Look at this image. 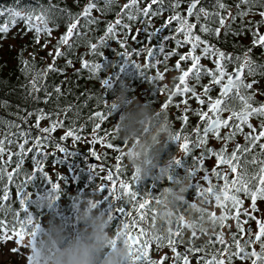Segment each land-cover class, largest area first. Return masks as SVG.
I'll list each match as a JSON object with an SVG mask.
<instances>
[{
    "label": "snow or ice",
    "instance_id": "obj_1",
    "mask_svg": "<svg viewBox=\"0 0 264 264\" xmlns=\"http://www.w3.org/2000/svg\"><path fill=\"white\" fill-rule=\"evenodd\" d=\"M114 0H105L103 10H108ZM185 0H170L168 8L171 9V14L163 19V23L158 28L149 30L151 28V21L160 13L166 11L164 0H148L143 7H140L138 0H127V2L120 6L119 11L116 13L114 20L107 22L103 28V34L96 38L95 43L86 42L87 51L89 56L101 57L102 51L100 48H105L108 41H115L123 52L116 54L123 57L127 63H132L138 71L143 75V70L158 68L159 65L164 64V72L169 70L167 60L174 54L178 57L174 62V69L178 75L174 77L176 83L167 90L166 84L158 85L160 93L166 94L160 104L161 110L166 108L173 102L176 95L181 97L179 105H186L189 98H194L198 105H205L206 108H197L194 114L198 116L199 122H202V127H193L191 133L194 134L195 140L190 139L188 133H182L188 116L185 114L189 111L184 107L178 117H176L180 124L179 129L174 131L171 137L172 142L178 145L179 149L187 157L192 150V147L200 148L199 156L192 155V164H186V175L190 178V187L194 191L193 199L189 200L187 197L186 202H195L198 198L204 202L209 199L213 202V208H219V215L215 211H209V216L213 222L221 229L229 228L226 221L230 218L234 224L236 231L229 230L227 232L231 243L225 239L224 231H213L211 235L215 239L206 241L208 245H220L223 248L221 251L217 248L216 252H205L204 246L196 247L193 244V238L196 237L197 232L190 231L187 239V246L183 251H178V245L184 244L183 230L186 226L183 218L177 220L176 227L168 230V235L162 236L159 234H152L148 231L147 225L149 218L151 223H155V210L151 207L153 200L157 195H152L145 191L138 193L132 185L137 181L136 174L131 173V180L128 181L122 178L123 166L121 158L123 153L121 151L122 145L113 143L116 139L115 127L109 128L104 131L103 135L98 134L101 128L99 121H105L109 115L108 112L93 111L88 117L92 123V131L90 139L87 140L88 144L101 145L102 147L115 152V163L107 170L101 178L102 182L97 184V188L107 186L112 195L113 200L127 201L130 207L120 206L116 207L119 213L117 232L123 235L125 242L129 247L131 258L134 264H163L168 260L166 255H159L154 259L150 256V246L154 245L155 250L159 251L163 247L171 250L172 258L169 264H190L192 256L195 257L196 264H235V261L245 262L248 264H264V212H260L257 216L254 213L259 212L258 201L264 202V101H257L255 99L258 89L253 85L257 83L254 76H264V72L259 69L264 68V63L257 64L251 57L253 47H259L264 50V31L260 30V26H264V0H239L236 5L238 11L236 16L241 19L240 29L234 32V35H239L245 30L243 23L244 16L251 11L257 3L261 10L258 15L260 19L253 25L249 22L247 31L250 34V45L244 49L242 54L233 56L230 52L221 50L216 44L211 43L208 39L202 38L204 35L219 38L221 26L225 27L227 34L230 27L226 25V19L235 20L236 16L229 14L228 17L221 14L220 10H226L228 5L223 0H215L213 10L209 11L206 7L202 6L201 0H186V7L180 8V5ZM245 7L240 10V5ZM155 6V8L153 7ZM57 9V5L49 3L47 6L40 5L37 9L29 11L8 9L10 18L14 21L17 17L23 19L25 29H31L34 32V41L39 42L43 34V48L49 43L51 32L57 27L56 21L52 13ZM92 10L102 14V9L93 0H87L82 9L73 13L67 7L60 8L59 13L67 16L70 22L65 23V30L55 39L52 50L48 55L51 56L52 61H56L58 57H66L69 52L74 51V37H81L84 35L80 32L79 21H85L84 27L87 30L89 26H95L99 23L100 17H93ZM130 22H135L138 19L144 25L142 29H137V33L143 31L145 33V40L151 41L154 36L159 35L161 30L168 28V34L162 35L158 43L149 46L145 41L140 42V46L133 49L130 53L127 51L126 38L129 35L125 29H130V24L124 22V18ZM203 18V22H202ZM215 18L216 27H212L210 21ZM51 22V27L49 23ZM174 23V29L172 25ZM118 30L121 35L118 36ZM8 31V23L0 24V33ZM132 39H136V34L132 33ZM171 40L176 46L187 45L185 52H178L177 47H172L170 50L166 49V42ZM61 45L64 46L62 51ZM140 56L143 54L144 63H136L130 61L132 54ZM30 55H32L30 53ZM163 57V60L157 59ZM209 59L214 67L209 68L201 63V58ZM182 62H187L186 67H182ZM22 71L25 76L29 71L32 72V79L28 81L29 95H32L34 90L37 89V79L43 84V77L49 71L62 72L63 68H57L53 63H49L43 71L37 72L34 67L30 68L27 59H21ZM65 63L71 65L72 61L65 59ZM231 64V71L227 70L228 65ZM101 68L99 60L85 59L84 54L79 56V68L87 69L89 73L95 75ZM164 72L157 70L153 75H148L149 81H160L164 78ZM245 73L249 79H245ZM208 77V82L201 85L200 93L195 90L196 85L200 84L202 76ZM189 80L194 81L190 84ZM101 85L108 83L107 79L99 81ZM218 86V93L215 96L209 94L210 87ZM54 91L57 95L60 94V85H55ZM259 95L264 96V92H259ZM50 93L45 92L44 100L47 101ZM32 99H38L32 96ZM103 99V98H102ZM105 105L108 108L110 105L105 100ZM114 107V106H112ZM71 105H66L63 109L68 112ZM227 113V116H222L221 113ZM33 113L29 112L31 116ZM47 117L48 124L46 127H40L39 122L42 118ZM52 112H44L43 109L35 110V123L31 127L37 128V134L33 136L30 131L21 129L19 124L14 126L17 128L16 133H8L7 143L9 145L16 144V151L13 152L4 147L5 138L0 137V178L6 179L2 185V195H0V209L5 210V216L9 212L12 214L13 223L12 227H8L6 219H0V241L4 243L13 242L14 245L10 251L19 254V246L24 242L27 237V248L30 251L26 255V264H39V257L36 255V248L34 237L37 233L38 225L33 220L32 214L25 208V201L28 199L27 193L24 191V186L32 177V172L40 170V174L48 177V172L45 171L43 156L41 153H48L46 149L51 144L53 149L58 151H66L63 144L51 135L54 129L63 127V118L58 117L52 119ZM255 118L258 120V125L254 126L250 119ZM21 119H25L21 117ZM245 126L248 131H244ZM85 128L81 124L77 129L74 121L71 127L66 128L62 135L59 136V141H64L66 138H71L73 142L81 141V130ZM222 128H227V131L221 135ZM111 134V135H110ZM240 134L243 136L245 143H234L231 151H226L229 141H234L235 136ZM13 136H18L19 142L16 143L12 139ZM215 138L223 143L218 149L212 147H205L206 141L209 138ZM259 148V152L255 148ZM86 151L95 158L96 161H102V157L107 155L106 152H97L93 147H88ZM31 156V174L23 173L22 165L25 163V156ZM39 154V155H37ZM205 154L214 157L215 166L211 168V176L216 177L222 183L213 184L210 182L208 170L203 167ZM251 154V159H243L242 157ZM7 155V161L2 157ZM15 157V167L11 171L4 167L6 164L12 163V158ZM177 164H180L181 158H174ZM248 165L255 167L251 172L248 170ZM222 166H226L227 172L222 170ZM94 173L98 175L95 170L103 169L104 163H96L94 166ZM202 171L203 175L200 177L207 186H202L200 182L192 183V177L198 172ZM228 172L231 173L229 178ZM23 175L24 178L20 183H16L14 177ZM60 176L56 175V180ZM106 182V183H105ZM52 189L55 191L58 188L57 183L51 179ZM15 188L14 200L18 202V208L14 211L12 204L8 203L10 196V186ZM248 198L250 201L247 208H243L244 200L241 198ZM250 209V210H249ZM241 214L244 219L242 220ZM110 218V217H109ZM249 221L255 224V230L249 225ZM29 229L31 233L29 236ZM208 235V233H204ZM254 245H258V250ZM203 253V255H201Z\"/></svg>",
    "mask_w": 264,
    "mask_h": 264
},
{
    "label": "trees",
    "instance_id": "obj_2",
    "mask_svg": "<svg viewBox=\"0 0 264 264\" xmlns=\"http://www.w3.org/2000/svg\"><path fill=\"white\" fill-rule=\"evenodd\" d=\"M102 9V14L92 10L91 15L93 17L99 16L100 21L95 26H89L86 30L84 27L85 21L81 19L80 32L83 33L81 37H74V51L69 52L66 57H58L56 61H52L49 51L52 50L55 43V39L65 30V23L70 22V19L59 13L60 8L67 7L73 13L80 11L87 0H0V24L8 23V31L6 33H0V137L5 138L4 147L15 152L16 144L9 145L7 143L8 133H16L17 128L15 124H19L21 129L30 131L33 136L37 134V128L31 127L35 123V110L43 109L44 112H52V119L58 117L63 118V127L54 129L51 135L66 147V151H58L53 149L51 144L46 151L48 153H41L43 156L45 171L48 172V177L40 174V170L32 172L31 180L25 184L24 191L27 193L28 199L25 201V208L32 214L33 220L38 225V231L34 237V242L40 235V229L46 226L47 221L52 218L65 225L69 230L72 229L75 213L78 210L80 204L86 198L95 197L97 199L98 206L107 214L106 206L109 203V193L105 191V187L97 188V184L102 182L101 178L106 174L107 170L113 165L112 159L115 156V152L102 147L99 151V145H91L87 143V137H90L92 131V123L94 121L89 120L88 117L91 112L101 110L108 112V108L105 105V100L110 103L113 96L109 97L107 94V85H101L99 81L101 79H107V72L111 66L117 67L121 56L117 55V52H123L115 41H108V45L105 48L98 49L102 51L101 57L89 56L87 51L86 42L95 43L96 38L103 34L104 25L115 19L116 13L119 11L120 6L125 4L127 0H114L108 10H103L105 0H93ZM140 7H143L148 0H138ZM202 6L213 10V4L215 0H201ZM228 5L227 9L231 10L232 16H236L238 11L236 5L239 0H223ZM49 3L57 5V9L52 13L53 18L56 21L57 27L51 32L49 43L43 48L40 47L43 44L44 35H41L39 42H35L34 32L31 29H25L23 19L17 17L14 21L10 18L8 9H16L29 11L37 9L40 5L47 6ZM170 0H164L166 14H171V9L168 8ZM185 2H182L180 8L185 7ZM212 5L211 7H209ZM155 8V6H153ZM245 5H240V10H243ZM226 9V10H227ZM225 10V11H226ZM261 10L259 3L249 11L243 18L245 30L241 32L248 33L247 26L249 22L254 25L256 21L260 19L258 13ZM222 11V10H221ZM161 14V13H160ZM158 15L152 20L163 18L164 16ZM126 17L124 18V22ZM235 26L240 29L241 19L236 16ZM51 27V22L49 23ZM260 30H264V26H260ZM162 31V30H161ZM161 33V32H160ZM121 33L118 30V36ZM160 34L155 36V40L159 41ZM245 45L241 44L240 54L244 52ZM62 51L64 46L61 45ZM30 53L32 55H30ZM84 54L85 59L99 60L101 64L100 70L92 75L87 69H81L79 73L76 70L79 68V56ZM21 59H27L29 61L30 68L34 67L37 72L43 71L47 64L53 63L57 68H63L62 72L49 71L43 77V84L37 79V89L34 90L32 95H29L28 81L32 79V72L29 71L25 76L22 71ZM65 59L72 61L71 65L65 63ZM60 85V94L54 91L55 85ZM122 87V83L119 80L118 90ZM117 90V91H118ZM45 92L50 93L47 101L44 100ZM32 96L38 97V99H32ZM103 98V99H102ZM66 105H71L68 112H64L63 109ZM29 112L33 114L28 115ZM24 117L25 119H21ZM74 121L75 127L78 129L81 124L85 125V128L79 133L81 135V141L73 142L71 138H66L64 141H59V136L63 131L72 126ZM101 128L98 130L99 135H103L104 131L112 128V126L105 121H99ZM48 119L45 116L39 122L40 127H46ZM111 135V134H110ZM91 138V137H90ZM13 140L16 143L19 142L18 136H13ZM117 145L120 144L119 139L112 141ZM93 147L97 152H106L107 155L102 157L103 169H96L99 173L95 175L94 164H89L86 161L88 152L86 149ZM39 155V154H37ZM4 160H8L7 155L2 157ZM123 158V157H122ZM25 163L21 166L23 173L31 174V156H25ZM124 159V158H123ZM122 166L125 164V168L122 173L131 170L127 167L126 162H121ZM7 170L11 171L15 167V157L12 158L11 164L4 165ZM60 176L59 180H56V175ZM24 176L17 175L14 177L16 183H20ZM57 183L58 188L54 191L51 187L50 180ZM128 181L131 180V176H127ZM155 178L147 176L136 181L132 187H150L155 182ZM6 182V179L0 178V195H2V185ZM106 183V182H105ZM14 185L10 186V196L8 203L12 204L13 211L18 208V202L14 200ZM5 210L0 209V219H6L8 221V227H12L13 218L11 212L5 216ZM109 222H112L109 219ZM115 223L110 224V227L115 228ZM12 247L14 241L10 242ZM4 245L3 241H0V248ZM27 248V237L24 238V242L19 246V254L14 253L8 260L1 261L0 264H22V255Z\"/></svg>",
    "mask_w": 264,
    "mask_h": 264
},
{
    "label": "clouds",
    "instance_id": "obj_3",
    "mask_svg": "<svg viewBox=\"0 0 264 264\" xmlns=\"http://www.w3.org/2000/svg\"><path fill=\"white\" fill-rule=\"evenodd\" d=\"M108 112L118 111L114 120L116 138L122 142L123 158L137 180L166 171L179 158L175 151L161 160V153L174 134L167 113L159 107L129 95L125 87L115 92ZM114 106V107H112ZM191 180L187 175L162 187L153 200L155 223L147 229L152 234L168 235L182 217L186 229L199 233L215 231L217 224L209 216L206 202H186ZM71 230L50 218L36 239L39 264H134L129 247L117 226L110 227L109 216L95 197L86 198L78 207ZM38 231V229H37ZM31 229H29V236Z\"/></svg>",
    "mask_w": 264,
    "mask_h": 264
},
{
    "label": "flooded vegetation",
    "instance_id": "obj_4",
    "mask_svg": "<svg viewBox=\"0 0 264 264\" xmlns=\"http://www.w3.org/2000/svg\"><path fill=\"white\" fill-rule=\"evenodd\" d=\"M212 5H210L209 7H211ZM186 7V4H185ZM208 9V8H207ZM209 10V9H208ZM212 11V10H209ZM221 11V10H220ZM222 15H225L226 17L229 16V14L232 15L231 10L227 9L222 10L221 11ZM160 15L164 16V13H161ZM168 15L170 14H166L163 18H159L156 19L155 21L152 20L151 21V28L149 29L150 31L158 28L160 24L163 23V19L166 18ZM202 22H203V18H202ZM125 23H129L130 24V29H125V32H128L129 35L126 38V43H127V51H129L130 53L133 52V49H136L140 46V42L141 41H145L146 43L149 44V46L155 45L158 43V41L155 40V36L153 37V39L151 41H146L145 40V33L143 31H140L137 33V29H142L144 27V25L140 22V20L138 19L135 22H130L127 20H125ZM211 26L214 28L217 26L216 24V20L215 18L212 19V21H210ZM226 25L230 27V31L225 32V27L221 26V31L219 33V38H215L213 36H208V35H204L202 36V38L204 39H208L211 43L216 44L217 47H219L221 50L225 51V52H230L233 54V56L240 54V47L241 44H244L245 47H251L250 45V34L249 33H243V34H239V35H234L233 33L236 32L238 30V28L235 26V22L232 21L231 19H226ZM172 28L174 29V23L172 25ZM264 31V30H261ZM132 33L136 34V39L133 40L132 39ZM168 34V28H165L161 31L160 33V38L162 35H167ZM177 47V51L178 52H185L187 50V45L185 46H176L173 44V42L171 40L166 42V49L165 50H170L172 47ZM125 51V49L123 50ZM251 57L254 61H256L257 64L260 63H264V50L260 49L259 47H253L252 48V52H251ZM178 57L174 54L173 56L169 57L167 60V66L169 68V70L167 72H164V64L159 65L158 68H153V69H147V70H143L142 72H144V75L137 70V68L132 64V63H127L124 61L123 57L122 59L119 61L117 67L111 66V68L108 70L107 74V81L108 83L107 85V94L109 97L113 96L115 94V92H117L118 90V86H119V80L122 83V86L126 88V91L128 92L129 95H134L137 97V99L141 100L142 102H147L149 104H151L152 106H156L159 107V104L166 99V94L165 93H160L158 90V85L160 84H166L167 85V90H170L171 87L176 83L174 77L178 75V72L174 69V62ZM130 61H134L136 63H140L143 64L144 60H143V54H141L140 56H136L134 53L130 56ZM157 59L163 60V57H157ZM201 63L209 68L214 67V65L212 64V62L209 59L206 58H201ZM187 66V62H182V67H186ZM159 70L161 72H164V78L160 81H149L147 79L148 75H153L155 74V72ZM228 71H231V64L228 65L227 67ZM260 72H264V68L259 69ZM245 79H249V77H247L246 73H245ZM251 79H255L257 81L256 84L253 85L254 88L258 89L259 91L256 94L255 99L257 101H264V96L259 95V92H264V76H254L251 77ZM208 82V77L202 76L201 77V81L199 85H196L195 90L197 91V93H200V88L201 85L204 83ZM189 83L192 84L194 83V81L189 80ZM218 86H212L210 87L209 90V94L212 96H215L218 93ZM181 97L179 95L174 96L173 98V102L166 108L165 112L168 115L169 120L172 122L173 124V128L174 131L179 129V120L176 118L180 115L182 109L184 107H187L189 109V111L187 113H185L188 116V120L185 123V127L184 129H182V133H188L190 135V139L195 140V136L194 134L191 133V129L193 127H202V122H199V118L197 115L194 114V110L197 108H206V104L205 105H198L195 101L194 98H191L190 94H189V98L187 100V104L186 105H179V101H180ZM109 113V112H108ZM119 112H113L112 115H108L106 117L107 122H109V124L114 127V120H116L118 118ZM222 116H227V113H221ZM250 122L256 126L258 125V120L255 118H251ZM227 131V128H222L221 130V135L223 134V132ZM244 131H248L247 127L245 126ZM122 142H120L121 144ZM223 142L220 140H216L215 138H209L206 141L205 147H212L214 150L218 149L221 144ZM234 143H240V144H244V138L242 135L237 134L235 136L234 141H229L228 145L226 147V151L230 152L232 147L234 146ZM175 151V154L182 159L180 164H177L175 161H173L166 169V171L164 172H159L158 174L156 173L155 170H153V174L150 175L152 177H154L156 180L155 182L152 183V186L150 187H133L138 193H143L145 191L149 192L150 194L157 195L160 191V189L164 186H166L167 184H170L174 179L184 176L186 175V164L191 165L192 164V160H191V156L192 155H197L199 156V153L201 151L200 148H196V147H192L191 152L189 153V155L187 157L184 156L183 152L179 149L178 145H175L173 142H169L165 149L162 151L161 153V160L165 159L169 153H172ZM256 152H259V148L256 147L255 148ZM243 159H251V154H248L245 157H242L241 163L243 162ZM112 163H115V156L113 157V159L111 160ZM121 162H126L123 158H121ZM125 166V164H124ZM123 166V169L125 168ZM215 166L214 163V157L208 156L207 154H205V158H204V162H203V167L205 169L208 170L209 176H210V182L213 184H219L222 183V181H219L216 177L211 176V168ZM255 166L254 165H248V170L249 172H251L253 170ZM222 170L223 171H228L226 166H222ZM203 175L202 171H198L193 177H192V183H196V182H200L202 184V186H207V184L200 179V177ZM229 178L231 177V173L228 172ZM122 178H125L127 176H131V172H124L121 173ZM198 177V178H196ZM127 180V179H126ZM105 191H107L109 193V203L106 206V211L108 216L110 217L109 219H111L112 222H110V224H113V222L115 223V225L117 226L118 224V218L119 216H116L112 213H109V209L110 208H116V207H120V206H125L130 207L131 205L128 204L127 201H122L120 199L118 200H113L112 199V195L109 192L108 188H105ZM194 197V191L191 189V187L189 186V191L187 193V198L189 200L193 199ZM241 198L244 200V204H243V208H247L250 201L248 200V198L243 197V195L241 194ZM199 199L197 198L196 201H198ZM258 208H259V212L254 213L255 215L259 216L260 212H264V202H260L258 201ZM213 202L209 199V201L206 203V206L208 207L209 211H215L217 215H219V208H213L212 206ZM250 210V209H249ZM242 220L244 219L243 215L241 214L240 217ZM149 223H151V220L149 218ZM227 225L229 226V228L226 229H221L219 226L216 227L215 231H224L225 232V239L231 243L230 238L227 235V232L229 230L231 231H236L235 228V224L234 222L229 218L226 221ZM251 226L253 228V230H255V224L253 221H249V224H246L245 227ZM115 226V227H116ZM184 232V236H183V240H184V244L178 245V251H183L185 249V247L187 246V239L188 236L190 235V231L187 229L183 230ZM213 232L208 233V235H205L204 233H199L197 232L196 237L193 238V244L196 247H200V246H204L205 248V252H216L217 248H219L221 251H223V248L220 245H208L206 243V241H208L209 239L214 240L215 236L211 235ZM254 247L257 248L258 250V245H254ZM150 256L154 259L158 258L159 255H166L168 257V260H165L163 262V264H169V261L172 258V253L171 250L169 248H167L166 246L163 247L162 249H160L159 251L155 250V246L152 245L150 246ZM203 255V253L201 254ZM190 264H196L195 261V257L192 256V258L190 259ZM235 264H248L247 261L245 262H240V261H235Z\"/></svg>",
    "mask_w": 264,
    "mask_h": 264
},
{
    "label": "rangeland",
    "instance_id": "obj_5",
    "mask_svg": "<svg viewBox=\"0 0 264 264\" xmlns=\"http://www.w3.org/2000/svg\"><path fill=\"white\" fill-rule=\"evenodd\" d=\"M87 139H90V137H87ZM101 148H102V146L99 145V148H97V151H99ZM196 178H198V177H196ZM11 248H12V244L10 242L4 243V245L0 248V262L8 260L11 256L14 255V253L10 251ZM29 251H30V249L23 253L22 264H26V255Z\"/></svg>",
    "mask_w": 264,
    "mask_h": 264
},
{
    "label": "water",
    "instance_id": "obj_6",
    "mask_svg": "<svg viewBox=\"0 0 264 264\" xmlns=\"http://www.w3.org/2000/svg\"><path fill=\"white\" fill-rule=\"evenodd\" d=\"M96 111H101V110H96ZM86 161L89 163V164H94V163H97L98 161L95 160V158L93 156H91L89 153L87 154L86 156ZM109 213H112L116 216H119V213L116 211V208H110L109 210Z\"/></svg>",
    "mask_w": 264,
    "mask_h": 264
}]
</instances>
